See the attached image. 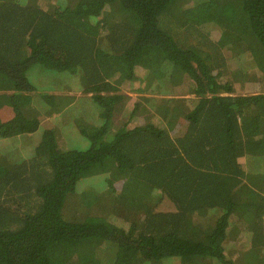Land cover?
Segmentation results:
<instances>
[{
	"label": "trees",
	"instance_id": "1",
	"mask_svg": "<svg viewBox=\"0 0 264 264\" xmlns=\"http://www.w3.org/2000/svg\"><path fill=\"white\" fill-rule=\"evenodd\" d=\"M46 1L0 0V95L16 112L0 123V264H237L236 248L264 264V0ZM36 66L82 77L75 100L102 112L75 121L86 150L50 129L2 150L14 123L40 126L18 104ZM124 83L159 97L116 116ZM49 91L43 112L70 108ZM88 176L98 186H78ZM135 181L153 194L130 204Z\"/></svg>",
	"mask_w": 264,
	"mask_h": 264
},
{
	"label": "rangeland",
	"instance_id": "2",
	"mask_svg": "<svg viewBox=\"0 0 264 264\" xmlns=\"http://www.w3.org/2000/svg\"><path fill=\"white\" fill-rule=\"evenodd\" d=\"M27 1V0H26ZM46 0H40V3H45ZM50 3V2H49ZM142 70V69H141ZM59 75L65 76L66 73H54L50 71H46L42 69L41 67H33L29 73L28 77L31 82V84L34 86V92L24 95L21 97L18 101L19 107L21 111L23 112L24 117L27 119L36 118L39 116L41 118L40 126L38 130L33 134H20L18 132L19 129V123L13 124V131L15 134H17L14 138L8 139L6 142H8V149L4 148L2 146V150L9 151L14 149V146L11 145L14 143V141L18 142L20 140H25V142H31L36 141L39 142L41 139L42 133L46 129H50L54 131L57 135V142L60 148L64 150H75V148L86 150L90 146V142L88 139H86L79 131V124L75 122L77 119L80 120L81 123H84L86 120V117L90 118V121H87L88 124L98 126V120L100 117V114L102 115V112H99L98 115H95V110L98 112L99 107H93L86 105L84 100L82 102H79L78 100H75L77 97H83L81 94L83 93L82 87H83V80L82 77L73 74H67L66 78L58 77ZM54 76H57L58 78H55ZM137 87L138 86V83ZM136 84L133 83H124L121 84L119 91L116 94H120L122 96V99L119 100V102L116 104V116L121 114L122 110H125L127 108L128 111L133 109V104L136 100L141 98H147L150 99L152 97H159L152 91L147 92H137L134 89H136ZM60 88L64 89L62 93L65 95H68L69 97H75L71 101V106L68 109H61L54 114L47 113L46 111H42V101H41V94H53L56 93L55 91H49L51 89ZM188 90L187 85L183 86L182 91L186 93ZM12 94L0 95V123L8 122L9 120H13L16 116V112L12 106L11 101ZM177 97H190L185 95H178ZM75 118V119H74ZM85 118V120H84ZM137 120H133V123L143 122L142 116L135 117ZM105 124V128L109 129L110 134H115L120 129V122L111 120V122L108 124L107 121L105 123L104 121H100V125ZM84 138H83V137ZM16 142V143H17ZM15 143V144H16ZM11 146V147H10ZM19 145H16V147ZM259 164V168L257 169L255 167V164ZM253 171L256 175V188L260 186L262 175L264 173V167L261 165L260 160L252 164ZM264 180V178H263ZM98 179L96 177H90L83 179L79 182L78 186H82L83 188H89V187H95L98 186ZM120 188V184H118ZM86 186V187H84ZM250 188L252 186L249 185ZM128 194L130 193V196L126 199L127 203H138L142 199H144L147 195L153 194L152 188H149L145 183H140L139 181H135V184H131L127 186ZM264 195V193H262ZM172 209V204L167 202L165 200L157 209V211H169ZM248 238L250 239V236L248 235ZM233 244V243H232ZM248 244V242H246ZM236 253H233V260L237 264L241 263H248L246 254L248 253V250H245L244 248H236ZM75 253L72 252L71 257ZM264 255V254H263ZM80 263V256H75L71 259L70 264H79Z\"/></svg>",
	"mask_w": 264,
	"mask_h": 264
}]
</instances>
